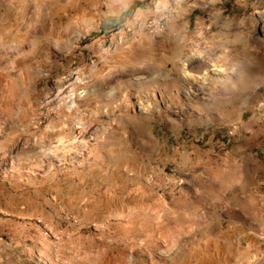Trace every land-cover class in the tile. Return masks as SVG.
Segmentation results:
<instances>
[{
  "label": "rangeland",
  "instance_id": "374dc122",
  "mask_svg": "<svg viewBox=\"0 0 264 264\" xmlns=\"http://www.w3.org/2000/svg\"><path fill=\"white\" fill-rule=\"evenodd\" d=\"M0 264H264V0H0Z\"/></svg>",
  "mask_w": 264,
  "mask_h": 264
}]
</instances>
